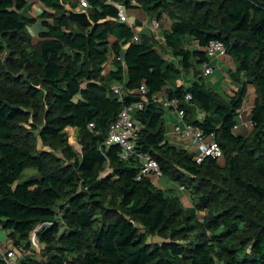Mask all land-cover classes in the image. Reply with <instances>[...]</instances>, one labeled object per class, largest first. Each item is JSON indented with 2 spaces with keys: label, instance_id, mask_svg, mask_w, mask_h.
Returning <instances> with one entry per match:
<instances>
[{
  "label": "trees",
  "instance_id": "16d2710c",
  "mask_svg": "<svg viewBox=\"0 0 264 264\" xmlns=\"http://www.w3.org/2000/svg\"><path fill=\"white\" fill-rule=\"evenodd\" d=\"M40 1L49 10L38 22L31 16L32 0H0V70L5 44L18 45L29 25L40 26L35 50L23 51L19 64L39 69L37 81L6 71L0 78V228L25 249L35 233L44 253L24 262L264 264V0H118L160 21L167 17L162 47L171 57L149 33L134 41L141 21L134 26L120 21L112 1L86 0L82 11L75 9L77 0ZM213 39L225 45L236 65L230 72L240 82L235 96L201 80L180 83L188 70L201 73L197 66L209 61L206 48ZM111 54L116 67L105 72ZM117 84L128 89L124 98L113 91ZM249 85L256 98L251 128L241 133L239 114ZM142 86L148 91L144 107L134 114L140 124L136 147L157 159L174 186L190 193L192 208H184L176 188L162 189L151 176L139 179L138 158L124 160L120 146L105 145L124 106L144 100ZM155 96L177 98L185 120L206 141L214 138L222 157L198 162L196 151L169 141L166 108ZM40 108L41 141L72 162L33 153L21 141L19 117L27 111L37 116ZM68 127L78 131L80 154L68 142ZM27 169L38 174L16 184ZM217 182L224 185L216 187ZM213 203L225 208L199 222L197 210ZM97 211L105 216L100 221ZM244 223L254 231L252 240L232 246ZM195 227L212 234L198 232L190 243L164 238ZM0 264H5L1 257Z\"/></svg>",
  "mask_w": 264,
  "mask_h": 264
},
{
  "label": "rangeland",
  "instance_id": "374dc122",
  "mask_svg": "<svg viewBox=\"0 0 264 264\" xmlns=\"http://www.w3.org/2000/svg\"><path fill=\"white\" fill-rule=\"evenodd\" d=\"M108 1H112L114 2V4H121L122 2H118V0H108ZM133 3H136V0H133ZM43 10H49V8H47L46 6L41 5H36L35 10L31 11L33 12L31 16L35 17L37 20L41 19V16L43 14ZM53 11L54 10H50ZM136 11H138L137 8H128L127 9V13L130 17V24H132L133 26L135 25L136 21H134L135 19V14ZM26 13H28V11H26ZM154 17V16H153ZM155 18V17H154ZM162 23L165 24L164 26H166V24L169 23L167 17L165 16L164 18H162ZM163 26V27H164ZM75 27V26H74ZM152 30L150 31L151 36L153 38L154 43L158 46V48L163 51V47H162V42L160 41L161 36L163 35V28L161 30H159L158 32H154L155 29L153 28V26H151ZM159 28V26L157 27V29ZM28 33H27V37L24 40H19L18 45H14V44H5V49L2 52V58L4 61L3 64V68L2 70H0V78L3 79L4 78V73L6 72H10L11 74L15 75V76H19L22 77L24 79H30L31 81H37V79L39 78L40 75V70L35 68V67H21L19 66V64L21 62H23L24 56H23V51H26L27 53L35 50V46L37 44L38 41V37H37V33H38V28L37 25H29L28 28ZM135 32L138 35V37L140 36L139 31L137 28H135ZM15 64L17 65L19 68L17 69H12L11 66ZM111 67V68H109ZM116 66L114 64L113 61V55L111 54L110 59L108 61V64L105 68V72L108 71L109 69H114ZM183 74L187 75L188 77L190 76L188 73L184 72ZM191 81H187V83H189ZM216 91V90H214ZM218 92V91H216ZM235 96V95H234ZM30 114V115H28ZM38 114V115H37ZM37 116L34 115L33 111H27L26 114L23 116H20L18 119V123H19V134L22 138V142L25 143L28 148L33 152V153H39L41 151H45L48 152L49 154H52L53 156L62 158L63 160L67 161V162H72L69 161L67 158V155L62 151V150H53L50 146L45 145L40 137H39V130H40V120H42L41 116L43 114V108H40L39 111L37 112ZM28 115V116H27ZM165 116L167 117V113L165 114ZM251 128V127H250ZM67 139L68 142L70 143V145L74 148V150L80 154L82 152V147L79 143L78 140V131L76 129L73 128H67ZM38 173L34 170V169H27L24 171V173L22 174V176L19 178V180L16 182V184L18 183H24L27 182L28 180L32 179L34 176H36ZM164 181L165 179H167L165 176L162 178ZM157 185L162 186L164 189H169L170 186H173V188H176L177 195H179L180 198V202L181 204L184 206L185 209L188 208H192L193 207V200L190 198V193L184 189L179 190L177 186H174L173 183H169L170 181H168V183H163L164 185H162V181L160 182H156L157 180H153ZM220 185H224L221 182H217L216 187L220 186ZM226 187V186H224ZM110 202V194L107 198V207H110L109 205ZM218 208H225V204H221V203H213L210 205V208H205V209H199L197 210V220L199 222H204L206 221L207 217L209 216V213L211 211H215ZM187 214H184V216H182L180 218L181 222L184 223V221L186 220L185 216ZM96 217H98V220H102L105 216L101 211H97L96 212ZM199 222H197L199 224ZM64 229V227L62 228ZM1 234L4 235L5 231L2 230L0 228ZM204 231V233L206 235H211L212 231L209 229H201L200 227H195L192 228V230H190L187 234L185 235H178V236H167L164 237L166 239L169 240H180L184 243H190L192 240L195 239L196 235L198 232ZM254 236V231L252 230L251 226L247 223L241 224L240 228L237 232V241L234 242L232 244V246L237 245L238 246H242V245H246L248 244L252 238ZM161 238V239H164ZM30 241L31 244H34V246L30 247L31 249V255H33V257L35 258H41L43 257L44 253H43V247L41 246V244L39 243L38 239L36 238L35 233H33L30 237ZM219 264H227L224 261H220Z\"/></svg>",
  "mask_w": 264,
  "mask_h": 264
},
{
  "label": "built area",
  "instance_id": "2783aa9c",
  "mask_svg": "<svg viewBox=\"0 0 264 264\" xmlns=\"http://www.w3.org/2000/svg\"><path fill=\"white\" fill-rule=\"evenodd\" d=\"M41 5L40 0H32L33 8L36 5ZM88 4L85 2V7ZM118 8V17L122 22L127 23L130 26V17L127 13L126 7L122 4H116ZM139 39L138 35H135L134 41ZM207 55L209 61L203 64L204 75L212 74L215 66L212 64L214 59H220L222 57L228 56L225 45L216 39L209 42L207 48ZM113 91L116 95L124 98L126 94L129 93L128 89H125L123 85H114ZM141 93L143 94L144 100L129 104L124 106V108L119 113L117 119L113 121L109 127L108 137L105 142L106 146L118 145L121 148L120 157L124 160L130 159L131 157L138 158L141 161V169L138 178L143 176H161V169L156 158L151 154H146L138 151L137 139L140 129V124L136 117L134 116L135 111L142 109L144 107L147 93V88L145 86L141 87ZM191 96L187 95V99ZM156 101L163 102V106H169L173 108L178 116V120L173 124L171 134L175 139L185 143V149L189 151H196L197 161L201 162L205 157H213L220 159L223 155L221 145L213 138L206 141L203 132L196 127L194 124L185 120V111L179 108V100L177 98L167 99L163 96H155ZM204 113L201 112L199 118L204 117ZM92 125V124H91ZM30 252L21 246H18L14 241L9 238L5 233L1 234L0 231V257L3 259L5 264H26L24 262L26 257H29Z\"/></svg>",
  "mask_w": 264,
  "mask_h": 264
},
{
  "label": "crops",
  "instance_id": "0c3cea01",
  "mask_svg": "<svg viewBox=\"0 0 264 264\" xmlns=\"http://www.w3.org/2000/svg\"><path fill=\"white\" fill-rule=\"evenodd\" d=\"M85 2H86V0H77V6L75 9L77 11H82L85 8ZM134 8H136V7H134ZM31 9L33 11L35 10L33 8V5L31 7ZM137 9H138V11H136L137 14H135L136 16H135L134 21L140 20L142 23L140 26L136 27L138 29L139 33H149L150 34L151 33L150 31L152 30L151 26H153V28L155 29V31H154L155 33L158 32L159 30H161L162 28L164 31L166 26L170 27L169 23L166 24V26H164L165 24H163L162 21L158 20L157 18L152 17L151 15H148L142 9H139V8H137ZM126 10H127V8H126ZM129 17H131V16H129ZM39 21H40V19L38 20V22ZM35 25H37V28L39 30V28H40L39 24L36 23ZM158 26H159V28L157 29ZM160 41L163 44V35L161 36ZM164 52H165L166 57H171V52H168L167 50L166 51L164 50ZM212 64H214V66H215V69H214L212 74L204 75V73L202 71L203 65L197 66V68L200 70L201 73L199 75H196V72L192 71V69L188 70L186 73H188L190 76L188 77L187 75L183 74L182 80L180 81V83L188 86L194 80H201L209 88L218 91V93H221V94L223 93L224 95H227V96L236 95L237 92L239 91L240 82L237 81L235 78H233L230 75L231 70L235 69V67H236L234 61L229 56H225V57H222L220 59H214L212 61ZM109 68H111V67H109ZM187 81H191V82L187 83ZM117 85H120V84H117ZM255 98H256L255 87L253 85H249L243 106L241 107L240 114H239V126H240L239 130L241 133H246L250 130V124H251L250 114H251V109H252V106L254 104ZM165 108H166V113H167V117L165 116V124H166L165 135H166V138H168V140L171 141L173 144H176V145L184 148L185 143L179 141L178 139H175L171 134L173 124H175L177 122L178 116H177V114L173 108H171L169 106H166ZM200 113L201 112L198 113V117H199ZM68 128H72V127H68ZM73 129H75V128H73ZM163 177H164L163 175H161V176H154L153 175V176H151V179H152V181L157 180L156 182L162 181V185H164L165 183H168L167 180H169V179L167 178L164 181L162 179ZM169 183H172V182L170 181ZM157 186L164 189L162 186H159V185H157ZM170 187H173V186H170ZM179 190H182V189H179ZM31 245H32V247L34 246V244H31ZM28 251L30 252L29 256L33 257V255H31V249H28Z\"/></svg>",
  "mask_w": 264,
  "mask_h": 264
}]
</instances>
